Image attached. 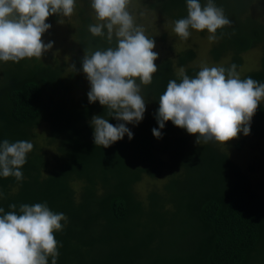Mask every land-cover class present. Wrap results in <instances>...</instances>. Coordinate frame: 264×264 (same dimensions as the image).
Masks as SVG:
<instances>
[{
  "label": "trees",
  "instance_id": "obj_1",
  "mask_svg": "<svg viewBox=\"0 0 264 264\" xmlns=\"http://www.w3.org/2000/svg\"><path fill=\"white\" fill-rule=\"evenodd\" d=\"M78 1L83 6L68 26L70 41L64 47L70 51L68 62L59 57L53 62L42 57L0 61V143L34 141L33 131L44 124L46 141L56 148L49 158L33 144L21 168L23 180L0 176V208L19 214L22 204L46 203L53 212L64 213L67 223L54 234L57 264H264V101L250 133L241 132L235 146L241 151L250 144L246 170L214 144L192 143L170 121L157 139L152 130L159 129V97L168 82H179L181 67L190 78L200 70L191 66L194 50L168 47L169 57L155 61L158 71L152 83L140 85L146 111L139 124H126L133 138L125 135L108 148L96 146L94 116L113 125L124 122L109 116L98 101L89 103L82 60L85 53L116 47L117 41L113 37L109 43L106 29L105 36H92L91 0ZM138 1L145 14L156 13L173 27L187 16L186 0ZM213 2L231 24L217 30L209 58L216 63L229 57L224 67L235 64L238 72L243 54L264 51V0ZM62 17L47 19L51 28L42 38L54 36L52 27ZM149 38L155 44L167 41L166 34ZM239 76L264 83V55L257 70ZM143 177L151 183L159 180L162 188L153 184L140 195L136 185Z\"/></svg>",
  "mask_w": 264,
  "mask_h": 264
},
{
  "label": "clouds",
  "instance_id": "obj_2",
  "mask_svg": "<svg viewBox=\"0 0 264 264\" xmlns=\"http://www.w3.org/2000/svg\"><path fill=\"white\" fill-rule=\"evenodd\" d=\"M187 16L174 21V33L187 40L191 32L209 33L208 40L215 42L217 30L230 26L223 8L213 0L205 5L200 0H186ZM131 0H91L97 23L89 25L94 37L105 36L109 43L116 38L117 46L86 54L82 70L90 83L89 103L99 102L108 115L119 123L113 125L104 116H94L96 146L108 148L132 132L128 123L139 124L146 111V101L140 85L152 83L158 71L154 51L155 40L137 26L128 8ZM76 0H0V61L19 62L40 59L52 49L53 43H44L42 37L51 25L50 16L71 17ZM60 23V21H59ZM72 68L75 70V66ZM237 65L203 66L194 78L179 69V82L170 80L166 91L159 97L156 120L159 129L153 136L162 138L166 122L197 137L196 143L214 140L219 144L250 133V124L259 105L264 101V83L251 77L241 79ZM139 81V84L137 83ZM33 144L27 140L0 143V176L24 179L21 168ZM3 194L0 193V196ZM12 209L16 205H10ZM64 213H55L46 203L22 204L19 214L15 210L4 213L0 208V264H57L59 256L55 233L67 223Z\"/></svg>",
  "mask_w": 264,
  "mask_h": 264
},
{
  "label": "rangeland",
  "instance_id": "obj_3",
  "mask_svg": "<svg viewBox=\"0 0 264 264\" xmlns=\"http://www.w3.org/2000/svg\"><path fill=\"white\" fill-rule=\"evenodd\" d=\"M83 4L76 0L75 12L71 17H62L53 25V34L54 36L51 39L42 38L44 43L47 44L49 42L53 43V47L48 52L44 53L42 56L43 61H52L53 57H59L61 60L63 59L65 62H68L70 59V51L68 52L67 48L65 47V43L70 41L69 32V24L73 23L76 19L77 14L80 12ZM129 12L134 16L135 23L137 26H142L145 29V35L149 36H160L161 34L167 35L166 43L155 44L154 51L158 53V58L161 57H169L170 53L167 50L168 47H171L173 50L182 51L185 49H192L196 53V58L194 62L191 63L192 67H197L201 70L203 66L213 67V66H225L228 64L229 57L223 58L219 62H212L209 58V50L214 45L215 42H211L208 40V36H201L199 32L195 30H189L191 32L190 37L187 40H183L176 36L174 33V27L171 25L169 21L161 17L160 15L152 12H148L145 14L143 6L140 5L138 0H131V4L128 8ZM88 14L90 15L91 19L97 23L95 19L94 10L91 8V3L88 7ZM264 55V51L260 49H253L248 51L247 53L242 55V66L239 68L238 73L239 75H244L250 71H254L258 69L260 58ZM68 69V68H67ZM70 72V70H69ZM68 73V71H66ZM46 126L44 124L39 125L36 128V131H33L35 134L34 141H31L32 144L40 147L42 152L45 156L52 158V156L56 152V148L54 145H48L46 141V136H48L45 132ZM185 134L189 136L192 143L197 144L196 140L197 137L193 135H189L185 130ZM242 133L239 134L238 138L228 142L225 144H219L214 140L209 141L207 143L201 141L200 145L202 144H214L215 146L219 147L221 150L225 151L242 170H246L248 165L250 164L251 154L249 151L248 145H243L241 151H236V144L242 139ZM252 141L253 140H249ZM254 142V141H253ZM198 145V144H197ZM259 174H255L253 177V181H257ZM155 184L159 190L162 188L160 185L161 182L154 181L151 183L148 177H143L142 180L136 185V189L140 195H144L147 190H150L151 185ZM160 185V186H158ZM77 185L74 187L76 188ZM152 189V188H151Z\"/></svg>",
  "mask_w": 264,
  "mask_h": 264
}]
</instances>
